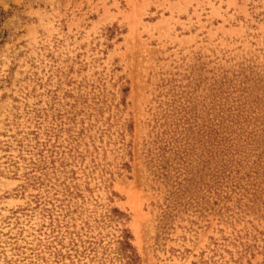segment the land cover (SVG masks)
<instances>
[{"label":"rangeland","instance_id":"374dc122","mask_svg":"<svg viewBox=\"0 0 264 264\" xmlns=\"http://www.w3.org/2000/svg\"><path fill=\"white\" fill-rule=\"evenodd\" d=\"M0 264H264V0H0Z\"/></svg>","mask_w":264,"mask_h":264}]
</instances>
